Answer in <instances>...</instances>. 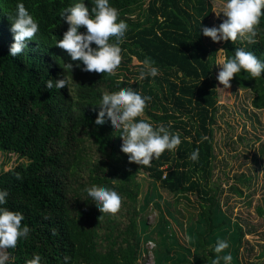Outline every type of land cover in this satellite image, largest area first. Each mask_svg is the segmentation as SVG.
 Masks as SVG:
<instances>
[{
	"label": "trees",
	"instance_id": "trees-1",
	"mask_svg": "<svg viewBox=\"0 0 264 264\" xmlns=\"http://www.w3.org/2000/svg\"><path fill=\"white\" fill-rule=\"evenodd\" d=\"M77 2L89 9L94 6V0H0V190L24 187L29 176L44 168L57 176L53 189L40 201L35 236L11 252L8 264H26L34 254L41 256V264H64L65 256L70 257L67 264H138L142 249L148 252V242L153 244L152 264H212L218 240L229 244L220 255L231 253V264H241L242 251L247 257L254 255L253 246L244 239L254 229L246 221L231 220L220 205L224 189L212 180L219 110L213 71L218 48L207 44L201 31L212 14L211 1L109 0L128 25L120 45L122 62L113 76L81 71L82 62L72 61L55 46L68 28L61 11ZM18 3L38 22L39 32L21 55L11 57L14 41L8 17L15 14ZM259 28L255 44L223 41L221 48L233 56L235 48L244 47L264 62V16ZM146 58L154 61L159 75L140 80V62ZM133 59L138 63L135 66H131ZM67 63L73 64L71 71L64 69ZM63 77L67 87H45L47 80ZM230 83L232 89L252 92L251 106L264 109V73L253 79L241 70ZM123 87L151 97L138 120L153 126H168L171 121L170 131L180 134L178 149L166 150L153 159L150 168L129 163L120 151L121 133L110 121L94 123L103 93ZM197 148L199 159L193 162L189 157ZM259 151L261 156L264 146ZM11 157H15L13 162ZM253 161L257 163L256 156ZM8 164L10 168L4 170ZM143 172L151 187L140 200L138 175ZM17 173L21 179H16ZM234 178L242 185L250 182L243 174ZM92 185L108 187L122 197L115 217L104 215L98 220L101 213L85 192ZM157 188L173 201L167 203L165 212L159 209L151 229L139 216L153 194L160 197ZM228 190L242 195L235 183ZM178 203L194 210V218L184 223L185 246L169 221L175 218L168 206ZM255 212L264 216V201ZM259 240H264V233ZM259 247L257 257L262 258L264 249Z\"/></svg>",
	"mask_w": 264,
	"mask_h": 264
},
{
	"label": "clouds",
	"instance_id": "clouds-1",
	"mask_svg": "<svg viewBox=\"0 0 264 264\" xmlns=\"http://www.w3.org/2000/svg\"><path fill=\"white\" fill-rule=\"evenodd\" d=\"M226 17L219 26H202L201 31L212 42L219 43L230 41L232 43L247 42L255 44L260 32L261 17L264 16V0H226L222 10ZM219 15V14H217ZM60 18L68 24L63 38L56 41L55 46L64 50L72 61L82 62L81 71L88 73L108 74L113 76L122 62L121 44L124 42L128 25L119 19V11L112 7L109 0H94V6L89 9L84 2H77L73 6L64 8ZM8 19L11 22L10 31L13 33V43L9 48V55L17 57L26 49L27 42L33 41L39 32L38 22L28 12L23 3L16 5L14 15ZM86 29L80 33L78 29ZM95 44V48L91 45ZM175 46V45H174ZM177 47V46H176ZM217 65L220 66L216 79L222 89L231 87L230 81L243 70L251 78H259L264 73V62L258 59L253 52L238 47L233 56H228L227 50H218ZM138 79L147 77L155 78L159 70L153 66L154 61L146 58L140 62ZM76 67H80L76 64ZM64 69L72 70L73 64H64ZM203 80V78H202ZM122 81V78H121ZM135 80H133V83ZM68 80L61 78L56 81L51 79L45 82L48 90L54 87L62 89L67 87ZM149 96H142L131 87H123L115 92H104L99 102V111L94 121L95 125H103L110 121L115 131L121 133L122 145L120 151L127 155L129 163H135L144 167H151L153 159H159L167 150L174 152L181 144L180 134L170 131L171 121L168 126L159 124L153 126L143 119ZM207 139V137H203ZM190 160L199 159V148L193 150ZM19 173L16 179H21ZM88 197L94 202L101 215L115 217L121 210L122 197L112 189L105 186L92 185L85 189ZM7 190H0V205L7 203ZM24 215L19 211H12L6 207H0V264H8L11 259L8 249H15L21 239H27L31 229L23 224ZM229 247L227 241L218 240L214 247L217 254L212 264H231V253L221 256ZM64 264L70 260L65 256ZM26 264H41V256L34 254L26 261Z\"/></svg>",
	"mask_w": 264,
	"mask_h": 264
},
{
	"label": "rangeland",
	"instance_id": "rangeland-1",
	"mask_svg": "<svg viewBox=\"0 0 264 264\" xmlns=\"http://www.w3.org/2000/svg\"><path fill=\"white\" fill-rule=\"evenodd\" d=\"M210 1L212 3V14L207 21V27H218L226 19L222 13L226 0ZM205 41L209 45L216 46L218 50L221 49L223 42L214 43L209 37H206ZM219 55L217 53V61ZM136 64H138L137 61L133 59L131 66H135ZM220 70V66L216 64L213 71V78L217 82L219 110L214 125V167L212 170V180L217 183L219 182L221 188L224 189L220 199V205L226 214L230 216L231 220L246 221L254 229L252 234L245 235L244 237L248 245L253 246L254 255L247 257L245 252L242 251V258H240L241 264H258L261 260H264V256L262 258L257 257V254L261 250L259 245H262L264 249V240H259L264 233V216H258L255 212V208L261 206L264 201V172L262 170L264 152L260 156L259 151L264 146V109H254L251 106V100L254 95L249 90L232 89V87L222 89L223 86L216 79ZM254 156H256L257 163L253 161ZM1 159L2 155L0 152V162ZM14 159L15 157H11L10 162H13ZM9 166V164L5 165L3 169L8 170L10 168ZM235 174L238 176L243 174L244 177H249L250 182L245 185L236 182L234 178ZM138 181L140 183L139 199L141 200L146 190L151 187V180L143 172L138 175ZM56 182L57 176L55 171L51 168H44L36 170L29 176V182L24 187H10L5 189L9 193L6 198L7 203L0 205V207L21 212L25 217L22 223L31 229L28 238L26 240L21 239L17 247L29 242L35 236L40 201L46 199L47 192L53 189L52 186ZM231 183H235L241 188V196L228 190V186ZM156 190L160 197L153 194L151 202L139 216V218L146 220V223L151 226V229L158 221L159 209L165 212L167 203H172L173 201L172 197L162 189L157 188ZM156 203L159 207L158 209L156 208ZM168 207L175 220L172 221L167 215L166 217L169 218L179 243L185 246L187 245V238L184 233V223L187 219L194 218V210L186 203H178ZM145 245L143 243L142 247L145 248ZM147 246L148 252L142 249L138 264L153 263L150 244L147 243ZM16 248L12 250L8 249L10 255L14 253Z\"/></svg>",
	"mask_w": 264,
	"mask_h": 264
},
{
	"label": "built area",
	"instance_id": "built-area-1",
	"mask_svg": "<svg viewBox=\"0 0 264 264\" xmlns=\"http://www.w3.org/2000/svg\"><path fill=\"white\" fill-rule=\"evenodd\" d=\"M149 244H150V249H151V247L153 246V244L151 243V242H148ZM152 244V245H151Z\"/></svg>",
	"mask_w": 264,
	"mask_h": 264
}]
</instances>
